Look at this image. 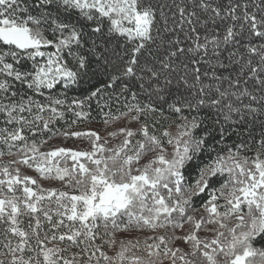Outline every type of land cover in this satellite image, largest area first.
Segmentation results:
<instances>
[{"label": "snow or ice", "instance_id": "6c2138e0", "mask_svg": "<svg viewBox=\"0 0 264 264\" xmlns=\"http://www.w3.org/2000/svg\"><path fill=\"white\" fill-rule=\"evenodd\" d=\"M93 105L103 136L73 130ZM258 239L264 0H0V264H264Z\"/></svg>", "mask_w": 264, "mask_h": 264}, {"label": "trees", "instance_id": "16d2710c", "mask_svg": "<svg viewBox=\"0 0 264 264\" xmlns=\"http://www.w3.org/2000/svg\"><path fill=\"white\" fill-rule=\"evenodd\" d=\"M56 91L59 92L60 89L58 88ZM68 95L69 96L78 95V93L69 92ZM93 109H94L93 117H95V118L91 119L87 122H84V123L78 122V124L74 127L73 130H85V129L91 128V129H95L97 131H100L102 136L105 135V132L102 130L103 128L105 130V125L102 123L101 118L96 114V112L98 110H96L95 105H93ZM67 118L70 120L73 117H71V115L69 114V116ZM114 126L120 127V126H123V124H119V122H118ZM57 127H66V125L63 121H61V122H58ZM108 130H112V129L109 128ZM235 138H236L235 136L231 137V139H235ZM75 141H77V140L71 139V140L65 141L63 138H56V139H53L52 141H50L49 144L46 145L45 147L47 148V147L58 146V145L70 146L69 144L72 143V145H73L74 143H76ZM4 159L8 160V159H12V157L5 156ZM22 172L25 174H28V175H32L34 177L37 176V174L34 171L27 169V168H22ZM39 183H41L44 187H60V184L57 181L39 180ZM134 235H135V233H134ZM255 246L264 247V240L258 239L255 242Z\"/></svg>", "mask_w": 264, "mask_h": 264}, {"label": "rangeland", "instance_id": "374dc122", "mask_svg": "<svg viewBox=\"0 0 264 264\" xmlns=\"http://www.w3.org/2000/svg\"><path fill=\"white\" fill-rule=\"evenodd\" d=\"M124 122L123 121H121V122H119V124H123ZM134 126V125H133ZM114 127H116V126H114ZM103 131H104V128L102 129ZM105 132V131H104ZM76 143H74L73 145H72V143H70L69 145L71 146V147H76V146H79L80 148H87L88 147V143H87V141H82V140H77V141H75ZM118 238H120V234L118 235ZM111 254V253H110Z\"/></svg>", "mask_w": 264, "mask_h": 264}]
</instances>
